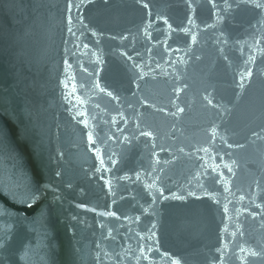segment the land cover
<instances>
[{
	"label": "water",
	"instance_id": "1",
	"mask_svg": "<svg viewBox=\"0 0 264 264\" xmlns=\"http://www.w3.org/2000/svg\"><path fill=\"white\" fill-rule=\"evenodd\" d=\"M256 4L0 0V264H264Z\"/></svg>",
	"mask_w": 264,
	"mask_h": 264
},
{
	"label": "snow or ice",
	"instance_id": "2",
	"mask_svg": "<svg viewBox=\"0 0 264 264\" xmlns=\"http://www.w3.org/2000/svg\"><path fill=\"white\" fill-rule=\"evenodd\" d=\"M262 6H264V5H260V4H256V7H262ZM145 7H147V5H145ZM146 135H147V133H146ZM90 139H91V137H89ZM33 199L35 200V199H37V195L36 194H34L33 195ZM29 207H31V205H29ZM252 255H256V253H251ZM173 264H178V262H176V261H173Z\"/></svg>",
	"mask_w": 264,
	"mask_h": 264
}]
</instances>
